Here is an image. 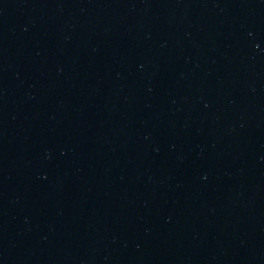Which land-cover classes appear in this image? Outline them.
Masks as SVG:
<instances>
[{
	"label": "water",
	"instance_id": "95a60500",
	"mask_svg": "<svg viewBox=\"0 0 264 264\" xmlns=\"http://www.w3.org/2000/svg\"><path fill=\"white\" fill-rule=\"evenodd\" d=\"M0 264H264V0H0Z\"/></svg>",
	"mask_w": 264,
	"mask_h": 264
}]
</instances>
